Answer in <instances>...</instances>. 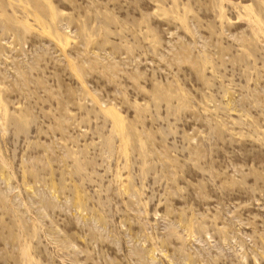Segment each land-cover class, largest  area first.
<instances>
[{
    "label": "rangeland",
    "instance_id": "obj_1",
    "mask_svg": "<svg viewBox=\"0 0 264 264\" xmlns=\"http://www.w3.org/2000/svg\"><path fill=\"white\" fill-rule=\"evenodd\" d=\"M0 264H264V0H0Z\"/></svg>",
    "mask_w": 264,
    "mask_h": 264
}]
</instances>
